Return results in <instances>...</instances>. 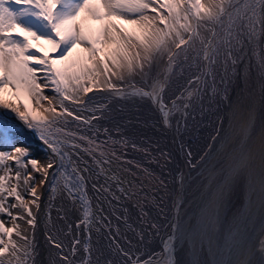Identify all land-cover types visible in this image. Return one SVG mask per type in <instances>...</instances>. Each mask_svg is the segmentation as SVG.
I'll use <instances>...</instances> for the list:
<instances>
[{
  "label": "snow or ice",
  "instance_id": "1",
  "mask_svg": "<svg viewBox=\"0 0 264 264\" xmlns=\"http://www.w3.org/2000/svg\"><path fill=\"white\" fill-rule=\"evenodd\" d=\"M119 20L132 29L123 28ZM93 22L98 26L93 27ZM33 41L51 45V54L40 52ZM245 57L250 71L252 60L257 61L264 101V0H0V108L8 110L0 115V171L4 172L0 175V214L34 229L33 208L39 211L41 207L37 189L45 185L50 186L52 199L59 197L70 206L58 210L59 219H66L71 212L76 215L75 224L59 229L55 238L46 236L56 250L49 264H180L176 259L177 252L183 250L180 241L184 240L186 247V237L193 232L190 264H264V228L255 242L242 244L239 227L234 225L227 237L217 242L216 259L200 256L212 247L219 213L234 181L252 169L255 153L248 143L250 116L247 121L241 116L242 135H226L225 150L218 153L219 160L211 170L220 175L208 186L198 223L185 225L179 216L171 222H158L142 204L143 226L137 228L125 215L127 208L117 214L113 202L142 195L147 203L160 208L163 197L157 202L137 179L122 178V171L135 177L131 168L112 169L114 162L132 163L126 158L127 148L139 150V146L130 143L119 125L109 128L100 124L107 109L89 96L100 91L116 100L145 102L159 114L164 127L170 128L175 120L179 131L187 127L191 110L197 101L203 104L204 96L209 100L227 98L226 85L232 76L244 78L240 66ZM186 73L187 84L203 81L202 87L187 94L183 89L173 93L172 84ZM45 90L52 95H45ZM9 114H15L46 145V163L39 164L25 147L16 146L15 125ZM73 122L78 131L69 130ZM258 154L259 198L264 208V125ZM8 160L16 166L14 177ZM89 182L95 196L89 195ZM162 186L160 180L157 188ZM256 186L253 180V192ZM25 194L32 199L26 200ZM17 208L19 214L13 215L11 210ZM161 212L162 208L157 215ZM122 224L133 233L131 239L124 236L127 249L117 239ZM165 226L167 235L161 236ZM14 233L24 241L22 246L12 240ZM61 234L71 237L68 244L58 238ZM150 236L162 241L158 253L133 250V239L146 247ZM36 254L34 235L30 238L18 226L6 227L0 221V264H37Z\"/></svg>",
  "mask_w": 264,
  "mask_h": 264
},
{
  "label": "bare ground",
  "instance_id": "2",
  "mask_svg": "<svg viewBox=\"0 0 264 264\" xmlns=\"http://www.w3.org/2000/svg\"><path fill=\"white\" fill-rule=\"evenodd\" d=\"M117 23L121 26H126L129 30L133 27L122 20L117 21ZM97 26L98 24L93 22V27ZM32 43L35 47L40 48V52L51 54V45L45 43L44 41H40L39 45H37L35 41ZM252 61L255 62V67L258 69L256 59H253ZM247 69L249 80L251 81L252 78H256L259 85L258 90L253 91L254 107L252 106V116L248 115V109L241 113V116H243L245 121L248 120L249 116L252 120V127L250 129L251 139L248 143L251 145L255 153L254 161L251 171L242 173L233 183L231 193L229 194L223 209L219 213L220 219L213 236L211 249H206L204 252L200 253L201 258H204L206 255L209 261L216 259L214 252L217 242L223 241L227 237L229 231L233 229L234 225L239 227L242 244L245 241L249 244L255 242L261 234V229L264 228V208L261 206L258 186L260 176V159L258 149L260 146V130L261 126L264 125V101L261 99L262 82L260 80L261 73L259 69V72L257 71L258 73H255L256 75L253 72V66H251L250 71V66L248 64ZM188 75L189 74L186 73L185 78L179 80H176V77H174L176 82L172 84L173 93H178L179 90L183 89L185 90V94H187V91H194L196 88H199V84L189 85L186 83ZM177 76H179V73H177ZM202 84L203 81L201 82L200 87H202ZM45 95L51 96L52 92L50 90H45ZM89 96L93 97V103H100L107 109L106 118L101 120L100 124L109 128L119 125L121 132L129 138L130 143L135 142L139 146V150H135L129 146L127 148V156L137 157L146 167H151L152 169L160 171L165 180L164 185L170 187V193L167 195L168 200L166 204L162 203L163 206L160 208L153 205L150 210L155 212L154 214L157 215L162 208L161 214L157 216L159 219H162L163 223L171 222L172 220H175L177 216L181 218L185 225L198 223L201 210L205 203L208 186L216 176L220 175L218 171L211 173V170L216 166V162L219 160V157L216 158L215 156L225 150V143L223 145H216L219 138H216L213 144L209 141H205L204 144L196 147L195 151L191 150L195 153V155H197L196 157L191 158V165H194L195 162V164H199L198 167H200V171L198 170L199 173L197 174V178H199L200 182L197 184L195 178L196 185L195 187H192L194 183V177L192 176L195 167H192L189 164V153L185 151L182 144L191 140V125L195 121L193 118L195 117L194 114L196 112V107L200 105L199 101L195 103L196 106L194 105L191 110V115L187 120V127L185 128L182 126L179 131H177L175 120H173L170 128L164 127L159 120V114L151 107V105L145 102L136 103L128 100H116L109 97L107 93L100 91L89 93ZM6 111L8 110L0 108V115H3ZM233 114L234 111H231V113L229 112L230 117H232ZM84 115L89 116L90 113L85 112ZM241 116L238 120L234 121L239 122L236 136L242 135L240 132V128L243 126L241 123ZM8 119H10L15 125L13 128L14 131L24 130L33 133L31 130L27 129L21 121L15 118V114H9ZM69 120H71V118H69ZM227 125L228 121L227 123L223 122L221 128L225 130ZM224 126H226L225 129ZM68 127L69 130L72 131L79 130L75 122L70 123ZM187 134L189 135V139L185 138ZM34 135L35 142H28L20 136L15 137L16 146L25 147L30 154V158H35L39 164H44L46 163L47 152L49 150L39 137L36 134ZM196 143L198 142L196 141ZM145 149H147V151H145ZM207 149H210V151ZM160 150L166 154L165 157H162V155L159 154ZM189 151L190 150H188V152ZM201 157H206V161L202 162ZM24 164L27 165V161H25ZM9 165H12V172L10 175L14 177L16 166L14 163ZM174 166H178L176 174H173L174 169L176 168ZM27 167L31 170L30 165H27ZM203 169L206 170L203 171ZM39 180L40 177L37 176L38 185ZM253 180L257 182L255 192H253L250 188ZM12 184H15L14 179L12 180ZM37 190L41 196L39 201L41 207L39 211L33 208V212L36 215V226L34 229L29 227L22 220L12 221L6 214H0V221H2L6 227L18 226L19 230H21L25 235H28L30 238L34 235V243L37 247V254L35 255L37 264H49V261L54 257L56 250L49 246V241L46 239V236L48 234H52L55 238V233L59 229H66L69 223L75 224L76 215L69 212L66 219H59L60 213L58 210H67L70 206L59 197L55 199L54 204H50L47 199L48 189H46V185L38 187ZM20 191L24 194L23 186ZM93 194L94 196L96 195L94 192ZM230 195H233V197ZM160 198L161 196L157 195L158 201H160ZM25 199L30 201L32 197L25 194ZM9 202L16 203L15 200H10ZM124 205L125 202L120 200L119 204L113 202L112 207H118L119 212L121 213L124 209ZM127 207V218L129 219V222L136 227H142L143 225L140 223L137 211L130 205H127ZM11 211L13 215H18L20 212L18 208L12 209ZM113 221H116L115 218ZM53 224H55V229L52 228ZM163 230L167 231L166 226ZM195 235L196 233L193 232L186 237L188 240L186 247L184 240L180 241V248L183 250L181 251V258L178 255L179 251L177 252L176 259L178 261L183 260L184 264H190V261L194 258L192 239ZM124 236L131 239L133 237V233L122 224L121 235L119 238L117 237V239L120 244L127 249ZM3 238L5 241L8 239L7 236H3ZM58 238L62 240L64 244H68L71 240L70 236L65 237L63 234H61ZM12 240L20 246L24 244V241L20 237H17L15 233L12 236ZM205 243H207V241H205ZM136 248L143 251L141 245H138L135 239H133V250ZM224 259H229V257L225 256Z\"/></svg>",
  "mask_w": 264,
  "mask_h": 264
},
{
  "label": "rangeland",
  "instance_id": "3",
  "mask_svg": "<svg viewBox=\"0 0 264 264\" xmlns=\"http://www.w3.org/2000/svg\"><path fill=\"white\" fill-rule=\"evenodd\" d=\"M122 27L127 29V27L124 25H122ZM247 60H248V57H245L246 62L240 66L243 70L244 78L241 79L240 77H238L236 75L232 76L231 82L228 85H226L228 98L221 99V102H220L221 107L218 108L217 110L213 111L214 112L213 116H215V118L213 117L214 120L211 121L210 126H209V130H208V127L206 128L207 133L205 131L203 136L200 135V143L201 144L199 143L197 147H199V145L201 146L202 144H204L205 141H209L210 143L213 144L216 138H219L216 145H223L227 134L235 133V135H236L237 126H238L239 122H234V121L238 120L240 118L241 113L245 112V110L248 109V112H249L248 115L252 116V109H253L252 106L254 107V100H253V93L254 92L253 91L258 90L259 85L256 81V78H252L251 81L248 78L247 65L249 63H247ZM255 65H256L255 62L252 61L251 66H253L254 74L259 72L258 69L255 67ZM210 82H211V80L208 81V83H210ZM200 85H201V83L199 84V87H200ZM228 100H229V102H228ZM226 104H228V109H226ZM249 107H250V109H249ZM196 109H197V107H196ZM231 111H234V114L232 117L229 116V112L231 113ZM226 116L228 119L226 118ZM225 118L227 119L225 123H227V121H228V125H227L226 129H225L226 126H224L225 130H223L221 127L223 125ZM13 132L15 133V137L20 136L28 142H35L34 136L32 135V133L30 131H24V130L14 131L13 130ZM194 136H195V134L193 135V137ZM185 138L189 139V135L187 134ZM190 138L192 140L191 135H190ZM191 140L186 141V142H190ZM202 140H203V143H202ZM186 142H185V144H182L183 148H185V151L187 153H189V152L191 153V158L196 157L197 155H195V153L192 152V151H195L196 148L192 145V149H190L191 148L190 143H186ZM188 150H190V151L188 152ZM207 150L210 151V149H207ZM118 151L124 152V149H119ZM159 154H161L162 157H165V155H166L161 150L159 151ZM215 157L218 158L219 156L216 155ZM126 158L128 161H131L132 163L120 164L119 162H114L112 164V169L115 171L118 167H120L122 169L131 168L132 173H135V177H132L127 172L122 171L120 173L122 178H124L125 180L137 179V183H142L144 185V190L149 192V198L154 195V196H156V199H157V195H159V196L163 197V204H166V202L168 200L167 195L170 193V187H167L165 185L166 187L162 186L160 188H157V185H159L160 180H163L165 182V180L162 176V173L158 170L152 169L151 167H149V168L146 167L142 162H140L141 160L137 157L126 156ZM11 163H13L12 160L6 161L7 165H9ZM134 165L142 166L143 170L141 168L135 167ZM194 165H196V167H195V170H194L193 176H192V177H194V183H193L192 187H195V185H196L195 184V178H196L197 184L200 182L199 178H197V174L200 171V167H198L199 164H195V162H194ZM174 167H176V168L174 169L173 174H176L178 171V166H174ZM206 169H203V171ZM3 174H4V172L0 171V175H3ZM137 191H139V188H137ZM89 195L94 196L93 191L91 189V182H89ZM230 196L233 197V195H230ZM47 199L49 200L50 204H54L55 199H52V197H51L50 186H49L48 191H47ZM121 200L125 202L124 208H128L127 205L132 206L137 211L139 218L141 215L139 209H140V206L143 204L145 206V209L150 212V215L154 219H156L158 222L163 223L162 219H159L158 216L154 214L155 212L150 210V208H151V206H153V204L147 203L145 201V198L142 195L133 197L131 199H124L122 197ZM157 202H159L158 199H157ZM93 203L95 204V200L93 201ZM163 204H161L160 207H162ZM113 208H115L117 214L120 213L118 207H113ZM125 215L127 216V212L125 213ZM112 222L115 225L116 221H112ZM137 228H139V227H137ZM166 235H167V231L163 230V228H162L161 229V236H166ZM80 238H81L82 242L85 240V237L83 235H81ZM118 238H119V236H118ZM96 239H97V237H96L95 233H93V235H92L93 243H95ZM101 242L106 243L105 241H101ZM161 243H162V241L159 237L150 236L147 238V246L145 247V245H141V247L143 248V251H141V252L145 253V254H150L151 252L156 251V250L158 252L159 248L161 247ZM181 251L182 250H179V252H178V255L180 258H181ZM179 262H180V264H184L183 260H179Z\"/></svg>",
  "mask_w": 264,
  "mask_h": 264
},
{
  "label": "water",
  "instance_id": "4",
  "mask_svg": "<svg viewBox=\"0 0 264 264\" xmlns=\"http://www.w3.org/2000/svg\"><path fill=\"white\" fill-rule=\"evenodd\" d=\"M211 84V82L209 83ZM228 98V96H227ZM220 102L221 99L219 97L214 98L212 100H209L207 96H204V102L203 104L199 105L196 109L195 112V117L193 118L195 121L194 123L191 125V136H192V140L188 143H190V146L192 148V145L196 148L198 146V144L200 143V135L203 136L204 132L206 131V128L208 127L209 130V126L211 121L214 120L215 116H213V111L217 110L218 108H220ZM229 102V100H228ZM226 109H228V104H226ZM214 117V118H213ZM227 118V116H226ZM224 120V122H226V119ZM209 132V131H208ZM207 133V131H206ZM195 134V136L193 137V135ZM32 135L35 137V135L32 133ZM207 135V134H206ZM196 141L198 143H196ZM49 188V185H46V189Z\"/></svg>",
  "mask_w": 264,
  "mask_h": 264
}]
</instances>
